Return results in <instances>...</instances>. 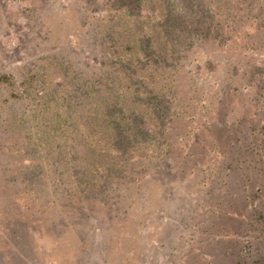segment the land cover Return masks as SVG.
I'll return each mask as SVG.
<instances>
[{
	"label": "rangeland",
	"instance_id": "1",
	"mask_svg": "<svg viewBox=\"0 0 264 264\" xmlns=\"http://www.w3.org/2000/svg\"><path fill=\"white\" fill-rule=\"evenodd\" d=\"M118 2L0 0V264H203L211 254L233 264L236 232L263 253L253 208L264 194L252 189L249 208L236 183L221 202L207 189L220 159L251 156L228 142L245 144L264 119V0H202L196 18L209 31L192 30L182 73L163 78L153 73L163 61H132L160 41L155 1L128 12ZM149 91L171 100L154 107ZM169 104L180 113L168 116ZM221 219L224 255L215 239L198 243L219 235Z\"/></svg>",
	"mask_w": 264,
	"mask_h": 264
},
{
	"label": "trees",
	"instance_id": "2",
	"mask_svg": "<svg viewBox=\"0 0 264 264\" xmlns=\"http://www.w3.org/2000/svg\"><path fill=\"white\" fill-rule=\"evenodd\" d=\"M113 1V0H109ZM119 4L117 5V10H127L128 4L129 7L132 5V7H135L136 10L140 9L141 0H118ZM157 6L158 11V19L160 22H158V19L156 20V26L157 29V39L160 38V41H157V46L154 43L155 39H148L146 46L141 49V55L133 56L132 61L137 63V61H141L144 64H152L158 63L160 65V61L164 62V66H160L153 72L154 74H157L160 78L163 76L168 77L171 75L172 77L176 76L177 73L181 74V67L179 68V62H180V56L183 53V49L181 46L186 45L191 39H192V30L197 28L202 24H198L197 18H196V12L199 11L198 4L202 2V0H154ZM125 3H128L127 6H125ZM202 10L207 11L209 16L211 15V10L206 9L204 5H202ZM208 8V7H207ZM209 10V11H208ZM209 26L208 23L206 25ZM205 25L202 27H205ZM198 29V28H197ZM208 30V29H207ZM201 31V29H199ZM209 31V30H208ZM207 31V32H208ZM191 33V35L189 34ZM143 34L140 35L142 37ZM150 38V37H149ZM119 51V52H118ZM113 53H117L115 56L113 55L114 59H119L123 54L121 50L112 51ZM111 52V54H112ZM132 53V52H131ZM182 57L184 58V54H182ZM154 71V69H153ZM165 71V72H164ZM177 71V72H176ZM174 73V74H173ZM264 89V88H263ZM142 97H145L148 101V103H151V98H154V103L152 101V104L154 107H160L163 108L166 106V104L171 100V98H165L164 100L162 93L158 91H149V92H143L141 94ZM124 102V99L120 100L119 106ZM133 105V101H131ZM169 113L168 116L179 114L180 110L176 108L175 104H169ZM162 113V112H161ZM161 115V114H160ZM159 115V119L160 118ZM159 122V121H158ZM160 126L157 128V134L156 138L151 141H149V144L153 147V149H157L159 146V139H162L161 137L165 136L164 131H167L166 126V119H164L163 123L159 122ZM256 123V122H254ZM255 125L256 129L249 130V141L247 140L245 144L230 141L228 142L227 146L225 147L232 150H249L251 153V156L247 159L243 158H234V159H225L222 158L220 161H218L221 165V168L219 170L220 178L217 176L212 181L208 183V189L209 195H211L214 199H216L217 202H221V199L223 198V195H229L231 193L230 191V184H237L240 188L242 198H247V189L249 190V208L254 207V204H252L253 197L258 196L259 194H264V119L262 120V124ZM137 127V126H136ZM119 132V131H118ZM148 131L145 130V133L147 134ZM148 134H152L148 132ZM124 146L126 148L123 152V168H127L125 165L128 161H130V153L128 154V148L133 147L134 144L126 143ZM146 146V145H145ZM222 156L225 155L224 148L221 150ZM120 155V153H118ZM221 156V157H222ZM162 159V158H161ZM117 160V158H115ZM121 161V160H120ZM118 161V164L120 163ZM171 164L169 161H165V166L162 172L170 173L171 171ZM248 168V178L244 182V178L246 176L245 168ZM235 168L237 171H235ZM211 171V170H210ZM234 171L236 173H234ZM245 175V176H244ZM224 176V177H223ZM136 176H133L130 181L134 184L135 187H139V183L141 180H138ZM254 189L251 195V190ZM262 196V195H261ZM264 199V197H263ZM216 214H227L225 211L219 212L215 211ZM253 213H256L254 217L256 219H261V230L259 232H256V235L254 237L259 238V240L264 242V207L257 208L255 206L253 208ZM236 218L237 215H234ZM239 222H242L244 225V216L241 214L240 218H238ZM212 226V225H210ZM220 233L216 237L211 236V233L207 232L205 233L204 239H199L198 243L200 245H203L204 242L208 245V243L215 239V243L210 249H215V247H218L221 254L224 255V247H226L224 244L227 243V241L230 243L231 240H227L226 236H228L229 232V226L228 223H226L224 220L221 219V222L219 223ZM246 229V226L244 225V230ZM206 230V228H205ZM204 228H202V231H205ZM235 244H233L234 248V263L233 264H264V252L260 253L259 249H256L252 247V245L261 247L259 243L252 244L249 240V244L247 242L246 235L242 234V232L237 233ZM199 245V246H200ZM189 246V245H188ZM198 247V246H197ZM196 247V248H197ZM191 248V246H190ZM264 248V247H263ZM199 250V248H197ZM228 249L231 250V247ZM210 255V254H209ZM212 255H210L209 258H207L203 264H226V261H219L217 258H212Z\"/></svg>",
	"mask_w": 264,
	"mask_h": 264
}]
</instances>
